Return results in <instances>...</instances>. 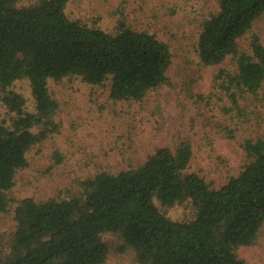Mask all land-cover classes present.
<instances>
[{
	"label": "trees",
	"instance_id": "obj_1",
	"mask_svg": "<svg viewBox=\"0 0 264 264\" xmlns=\"http://www.w3.org/2000/svg\"><path fill=\"white\" fill-rule=\"evenodd\" d=\"M67 1L17 6L16 0H0V88L16 115L9 125L0 122V212L13 202L7 192L27 165V151L58 128L48 80H109L115 100H141L168 82L172 53L166 42L124 22L115 32L90 27L67 16ZM263 13L264 0H218L217 12L201 22L200 62L216 65L229 55L236 60L234 72H218L231 102L227 111L240 113L238 93L256 94L264 83L259 36H251L249 52L238 50V40ZM21 79L28 81L34 111L25 110L26 99L11 88ZM37 125L43 128L36 132ZM242 147L247 162L217 188L188 170L192 147L182 140L174 150L156 148L135 167L82 180L78 195L22 197L13 204L9 240L0 237V264H102L106 232L118 234L139 264H247L235 248L253 244L264 222V136L247 137ZM185 201L194 211L184 220L168 217L156 203Z\"/></svg>",
	"mask_w": 264,
	"mask_h": 264
},
{
	"label": "rangeland",
	"instance_id": "obj_2",
	"mask_svg": "<svg viewBox=\"0 0 264 264\" xmlns=\"http://www.w3.org/2000/svg\"><path fill=\"white\" fill-rule=\"evenodd\" d=\"M36 1L16 0V5ZM64 10L69 18L90 27L115 32L124 22L155 34L172 53L168 82L141 100H115L109 96V80L102 85L87 84L76 76L48 80L57 102L53 120L58 128L27 151V165L17 171L7 192L13 202L0 212L4 243L14 229L13 204L22 197L43 200L78 195L82 180L101 171L116 173L135 167L156 148L174 150L182 140L190 141L192 147L188 170L217 188L247 162L243 140L264 136V83L256 94L238 93L240 113L227 111L231 102L218 72L221 68L234 72L235 57L229 55L216 65H203L198 58L201 22L217 12L218 0H68ZM254 33L264 44V13L238 40L239 51H250ZM11 88L26 99L25 110L34 111L28 81L17 80ZM2 95L0 88V122L9 125L16 115L3 103ZM42 128L37 125L33 130ZM156 203L172 219H189L194 211L188 201L172 206ZM103 239L108 254L102 264H139L134 250L118 234L106 232ZM235 252L247 264H264V222L254 243L238 246Z\"/></svg>",
	"mask_w": 264,
	"mask_h": 264
}]
</instances>
